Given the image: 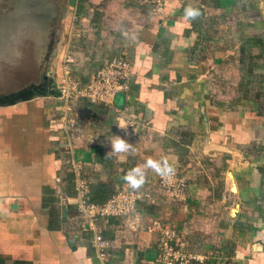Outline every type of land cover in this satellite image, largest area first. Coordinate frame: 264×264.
Returning <instances> with one entry per match:
<instances>
[{"label": "crops", "instance_id": "1", "mask_svg": "<svg viewBox=\"0 0 264 264\" xmlns=\"http://www.w3.org/2000/svg\"><path fill=\"white\" fill-rule=\"evenodd\" d=\"M68 2L38 47L44 64L56 56L49 74L67 69L68 54L83 79L123 54L132 74L109 105L41 96L0 106V264H158L157 235L116 218L98 225L101 256L78 211L80 182L96 203L126 185L151 193L138 203L144 226L175 227L196 264H264V4ZM116 136L125 151L112 149ZM168 169L187 177L186 201L156 188Z\"/></svg>", "mask_w": 264, "mask_h": 264}, {"label": "built area", "instance_id": "2", "mask_svg": "<svg viewBox=\"0 0 264 264\" xmlns=\"http://www.w3.org/2000/svg\"><path fill=\"white\" fill-rule=\"evenodd\" d=\"M131 74V65L126 57L114 58L92 76L81 92L74 94L63 90L62 98L67 102L78 101L82 98L92 105L112 104L117 94L124 89L125 82ZM79 85L80 83H76L72 91L77 92ZM68 111H73V107L68 108ZM71 127L74 129L75 124H71ZM187 182L185 175L172 170L159 176L156 188L164 194L167 200L184 202L186 201ZM76 189L79 199L78 211L87 221L86 223L94 227L95 243L102 257L106 256L105 249L109 242L104 238L103 230L98 225L101 221L116 218L120 219L121 224L133 233L143 231L157 235L158 264H194L198 260L189 252L185 236L175 227L161 221L144 226L138 203L150 199L151 193H142L134 190L133 186L126 185L108 201L96 203L92 200L85 183L80 182ZM82 227L84 228L85 224Z\"/></svg>", "mask_w": 264, "mask_h": 264}, {"label": "rangeland", "instance_id": "3", "mask_svg": "<svg viewBox=\"0 0 264 264\" xmlns=\"http://www.w3.org/2000/svg\"><path fill=\"white\" fill-rule=\"evenodd\" d=\"M0 1L3 2L2 9H0V96L9 95L20 88L24 89L23 86L26 84L28 86L44 83H56L54 90L61 92V94L63 90L74 94L81 92L83 86L89 82L95 73L83 79L82 75L72 67L76 64V57L68 54L64 59L67 69L64 72H54L50 75L49 70L51 71V67L54 66L52 63L56 56L48 52V56H46L48 60L44 64V56L37 52L40 44L46 47V45L52 43L53 34L50 33L58 26L54 17L58 18L66 15L67 10H69L68 0ZM162 2L163 0H154V3L159 6ZM261 2L264 4L263 0ZM10 4L13 7L9 8ZM43 20L46 23L42 22ZM28 47L32 48L31 55H27ZM22 52H25L26 55H22ZM120 56L125 57L124 54L114 55L110 59L107 58L108 60L104 61L101 67ZM21 75L24 82L19 80ZM52 76L57 79L53 80ZM76 83H80V85L76 89L77 92H73ZM44 89L47 92V88ZM45 97L56 96L47 93ZM189 252L198 258L196 262H201L200 257L192 250H189Z\"/></svg>", "mask_w": 264, "mask_h": 264}, {"label": "water", "instance_id": "4", "mask_svg": "<svg viewBox=\"0 0 264 264\" xmlns=\"http://www.w3.org/2000/svg\"><path fill=\"white\" fill-rule=\"evenodd\" d=\"M56 83L54 84H35L30 85L29 87H26L24 89H21L15 93H11L9 95H5L0 97V106H10L17 104L19 102L29 101L31 99H34L35 97H41L46 96L47 93L51 94L52 96L61 97V92L54 90L56 87ZM44 86L47 88V92L44 91ZM124 97L123 95H119L117 98V104L122 105L123 104Z\"/></svg>", "mask_w": 264, "mask_h": 264}, {"label": "clouds", "instance_id": "5", "mask_svg": "<svg viewBox=\"0 0 264 264\" xmlns=\"http://www.w3.org/2000/svg\"><path fill=\"white\" fill-rule=\"evenodd\" d=\"M186 15H187V17L194 19L195 17H197L199 15V13L193 9H188V10H186ZM111 147L114 151L121 152V151H125L127 149L128 144L124 139L116 136V137H114L113 141L111 142ZM148 166L156 167V168L159 167L158 165H156L155 162H153L151 160H149ZM168 170L171 171V169H168Z\"/></svg>", "mask_w": 264, "mask_h": 264}, {"label": "trees", "instance_id": "6", "mask_svg": "<svg viewBox=\"0 0 264 264\" xmlns=\"http://www.w3.org/2000/svg\"><path fill=\"white\" fill-rule=\"evenodd\" d=\"M258 67H259V65H256V66H255V68H258Z\"/></svg>", "mask_w": 264, "mask_h": 264}, {"label": "flooded vegetation", "instance_id": "7", "mask_svg": "<svg viewBox=\"0 0 264 264\" xmlns=\"http://www.w3.org/2000/svg\"><path fill=\"white\" fill-rule=\"evenodd\" d=\"M44 88H46V87L44 86Z\"/></svg>", "mask_w": 264, "mask_h": 264}]
</instances>
